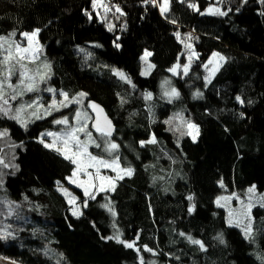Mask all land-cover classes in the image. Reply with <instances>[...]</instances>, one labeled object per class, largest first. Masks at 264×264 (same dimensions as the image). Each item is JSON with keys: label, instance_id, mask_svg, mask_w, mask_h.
Segmentation results:
<instances>
[{"label": "trees", "instance_id": "16d2710c", "mask_svg": "<svg viewBox=\"0 0 264 264\" xmlns=\"http://www.w3.org/2000/svg\"><path fill=\"white\" fill-rule=\"evenodd\" d=\"M107 4L111 11L94 8L93 0H0V35L16 32L19 40L20 33L40 29L57 96L87 93V111L89 102L99 103L116 126L114 158L133 170L114 191L86 197L66 179L75 166L40 143L41 133L59 130L53 121L72 117L75 105L27 128L0 115V130L9 133L0 139V156L19 166L0 165V198L19 205L13 216L0 208V228L10 225L15 237L0 239V257L18 264H141V258L144 264H262L264 207L254 210L251 243L228 225L216 198L253 185L264 191V0H170L164 14L144 0ZM215 5L227 15L205 11ZM185 43L196 57L187 73L173 77L179 96L168 100L160 82L186 62ZM146 51L150 66L141 60ZM214 52L224 62L210 77L205 65ZM188 122L198 126L196 140L183 126ZM60 187L79 194L81 215L72 214ZM117 233L135 247L107 239ZM221 234L223 243L216 239Z\"/></svg>", "mask_w": 264, "mask_h": 264}, {"label": "snow or ice", "instance_id": "6c2138e0", "mask_svg": "<svg viewBox=\"0 0 264 264\" xmlns=\"http://www.w3.org/2000/svg\"><path fill=\"white\" fill-rule=\"evenodd\" d=\"M144 3H152L153 5L159 4L161 14H164L169 10V4L170 0H144ZM97 5V0H93V7L95 8ZM188 6L190 8H193L196 11H200L197 4L189 3ZM105 11H111L112 8L110 6H104ZM116 11L120 12L121 15L124 13L120 9L119 6H115ZM207 13L212 15H218V16H225L227 15L226 11L221 10L219 7H209L205 10ZM230 11V9H229ZM239 11V9H237ZM204 13H201L203 15ZM89 18L91 19V15L89 14ZM175 23V21H172ZM113 25H108V30H113ZM40 29H35L31 33L29 32H23L20 33L21 36H23L27 40V45L23 46L20 42L16 41L14 37L17 35L16 32L9 33L7 35H0V115L6 116L9 119L17 121L21 126L27 128V125L31 118L35 119H42L43 117L39 114L40 110H44V116L51 115L52 111H58L60 108L67 107L69 104L75 102L77 104L81 103L82 98L87 96V93H78L76 97H69L68 93L59 91L58 95L61 96L63 99L57 100L55 97L57 95V90L53 88H47L46 91L53 93V98L51 102L45 107L43 104L39 102V98L36 100L31 101L27 104H19L14 110L10 104V101H16L18 97L22 98L26 93H32L37 92L38 85L40 82H43L47 79H49V75L47 71H40L39 69L35 74H29L30 70L28 69L27 65L24 63L25 61H35L38 59V54L40 52V47L38 45V42L36 41V37L39 33ZM179 37V34H177ZM118 39V38H117ZM116 47H120L119 44H116ZM186 47H191L190 45H186ZM83 51V49H81ZM151 53L145 52L144 56L141 57V60H144L147 56H150ZM196 55L194 52L192 55L189 56V60L191 61L192 56ZM218 53H213V57H217ZM221 60L224 59V57H220ZM211 59L209 63H211ZM189 65H184L185 72H187ZM207 67V65H205ZM44 69H49L50 65L45 64L43 66ZM218 70V69H217ZM114 73L120 77L123 80H126L127 83L131 84V80L126 76L125 73L122 71L113 69ZM169 71L175 72L176 66H174L172 69H169ZM142 75H146L147 73H141ZM17 76V82L15 84L12 83V77ZM39 77V79H37ZM134 87V85H133ZM166 95L178 97L179 92L176 89H172L170 93H166ZM196 95H201L200 93H197ZM151 93L145 94V99H150ZM237 100H240V97L236 98ZM124 101L122 100L121 103ZM243 102V101H241ZM88 107L91 108L93 111L97 112L95 123L93 124V127L96 129L97 132L101 134V136L104 138L103 142V150L108 153L114 152L116 149H118L119 145H117L114 142H111L107 138L111 136L112 127H111V121L107 119V116L103 117V125L100 122V114L103 113V109L100 108L99 105L95 104L94 102H89ZM28 110H31L28 112ZM15 112L14 115H11L12 112ZM243 115V114H241ZM28 117V118H25ZM84 119L85 123H81V119ZM87 113H81V111L77 110L75 113V121L77 126H72L69 123V118L67 116L62 117L61 119L54 120V124L59 125H67V127L62 130L61 132H46L41 133L40 137V143L44 145L45 148H49L57 152L58 154L62 155L64 159L68 160L71 164H73L75 167L73 169L72 175L66 179L69 180L70 183H77L79 187L84 189V195L86 197L95 198L92 196V193L89 191V188H95L97 187L96 184H94V180H99L100 183L98 185L100 191L108 190L105 186V182H107L108 186L111 190H115V184L113 177H107L102 176L100 174L101 168H111L113 171H115L119 165H118V157L116 159L111 160H105L101 156H93L88 151V144H94L95 147L101 148V144L96 143L94 139H92L91 132L86 131V121L89 119ZM169 121H165V123H168ZM188 128L193 129L197 131L198 133V126L192 123H188ZM85 133V135L88 137V141L84 142L81 141L79 138L78 133ZM188 135H192V132H188ZM9 136L8 130L3 129L0 130V139L6 138ZM50 136L53 137L52 143H46L44 140V137ZM193 139H195V136H193ZM155 138L153 137L148 143H155ZM145 141H141V144L143 145ZM57 144L62 145V147H58ZM14 147V145H12ZM0 165H3L4 167H12L18 170L19 166L16 164H7L4 161L3 156H0ZM93 168L95 169V175H93L92 172H89L88 169ZM124 175L130 176L132 174V169H123L122 170ZM83 173L88 177V180H78L79 175ZM76 177L77 179H73ZM117 179H123V175H120V173H117ZM3 178L2 173H0V188L3 187ZM59 185V181L57 182ZM66 195H70L66 189H63ZM248 198L249 203L244 206L243 211L241 212V215H243L245 218H247L248 223L244 228L245 236L249 239H251L252 235V223H251V216H250V209L253 206L252 201L255 199L257 203H260L262 207H264V194L256 195V187L255 185L251 186L248 190ZM25 199H27L25 197ZM75 197H72L69 201L70 203L75 202ZM189 200L192 199V197H188ZM224 199H230V197H225ZM87 206L85 202V207ZM19 205H17L14 201L7 200L6 198H0V208H7V216H13L15 215L14 210L18 208ZM104 207L108 208L110 212L115 215L114 210L109 205H104ZM193 211V208H189V212L191 213ZM72 214L74 216H79L82 213L76 209L73 208ZM229 224H232L231 220V213ZM17 219H22L18 215H16ZM237 226H239V222L237 223ZM10 225H6L3 228H0V239H8L9 237L15 238L13 236V233L11 231H8V228ZM181 235H184L181 233ZM188 240L195 245H199L201 250H205L204 244L200 240L193 239L191 236L187 237ZM107 239H115L118 243L123 244L127 248H134L135 242L134 241H124L120 239L119 233L115 236L107 237ZM216 239L220 240L221 243H223V236L218 235ZM147 247V246H145ZM148 251H152V249H147ZM262 264H264V257H260ZM141 264H144L143 259L141 258Z\"/></svg>", "mask_w": 264, "mask_h": 264}, {"label": "rangeland", "instance_id": "374dc122", "mask_svg": "<svg viewBox=\"0 0 264 264\" xmlns=\"http://www.w3.org/2000/svg\"><path fill=\"white\" fill-rule=\"evenodd\" d=\"M216 1H218V0H216ZM97 5L99 7L101 6L103 9H105L104 6H109L107 4V0H97ZM213 7H219V5H215ZM16 41L20 42L23 46H26L27 45V40L24 37L21 38V39H19V40H16ZM36 41L38 42V45H39V47L41 49V45H40L39 40H38V35L36 37ZM186 45H190L191 47H186ZM193 52L195 53V51L193 50L192 45L189 44V43H185V57H186V62L184 64H180V63L179 64H176L175 65L176 66V71L175 72H172V71H169L168 70V73L161 80L160 87H159V92H160V94L165 99L173 100V99H176L177 98V97H173V96L166 95V93H170L173 88L178 91V89L176 88L175 84L173 83V77L174 76H177L180 73L185 74V73H187L189 71V68H190V66L192 64V61L196 57V55H194V56H192L191 61L189 60V56L192 55ZM220 57H222V56L221 55H218L217 57L211 56L210 59H211L212 62L209 63V61H210V59H209V61L206 63V65H207L206 68H207V71H208L210 77H212L219 70V68L221 67L222 63L224 62V59L221 60ZM148 60H149V56H147L144 59V64L150 66ZM24 63L27 65L28 69L30 70V73L29 74H35L38 69L40 71H47L48 75H49V73L51 71L50 68L49 69H44L43 68V66L45 64H47V65H49V64L42 59V50H40V52L38 54V59L37 60L32 61V62L25 61ZM186 64L189 65V67L187 69V72H185V69H184V65H186ZM172 68H170V69H172ZM37 79H39V77H37ZM16 82H17V76H13L12 77V83L15 84ZM47 88H53L52 83H50L48 79L45 80V81H43V82H40L39 83V85H38V89L39 90L37 92L26 93L22 98L18 97V99L16 101H12V104H13L12 105V108H13V110L19 104H27V103H30L33 100H36L37 98H39V102L41 104H43L45 107H47V105L51 102V100L53 98V93H50V92L46 91ZM26 96L27 97L29 96V97L27 98ZM55 98L58 101L61 100V99H63V98H59L57 95H56ZM82 99L83 100H81V103H79V104H77L75 102L71 103V106L72 105H75V108L73 109V112H71L72 113V117L69 114L70 112H68V113L62 115L59 119H61L64 116H67L69 118V123L72 126H77L76 121L74 119L75 113L77 112V110L81 111V113H87L88 117H90V118L87 119V121H86V131L91 132L92 139H94L96 143L101 144V148H97V147H95L94 144L89 143L88 144V151L93 156H101L105 160L116 159L114 157H115V154L117 153L118 149H116L112 153H108V152H105L103 150L104 138L101 136V134L99 132L96 131L95 128L94 129L92 128V126H91V120H92L91 114L89 113V111H87V109L85 107V99L84 98H82ZM67 107H70V104ZM67 107L60 108L58 111H55L54 110V111H52V113L59 112V111H64ZM30 111L31 110H28V112H30ZM14 114H15V112L13 111L12 112V115H14ZM39 114L43 118L47 117V116H44V110L43 109L40 110V113ZM25 118H28V117H25ZM35 120H39V119L31 118L28 124L32 123ZM81 123H85L83 117L81 119ZM181 123L182 124H185L184 120L181 119ZM188 123H192V122H188ZM188 123H186V125H183V126H184V128H186L188 130V132H190V131L192 132V135H190V136H191L192 139H193V136H195V139H193V140H196L197 139V136H198V133H197V131L188 128ZM192 124H194V123H192ZM58 125L59 124H57V126ZM59 126H60L59 130H53V131H48V132H53V133L61 132L62 130H64L67 127V125H59ZM78 135H79V138H80L81 141H84V142H87L88 141V137L85 135V133L81 132V133H78ZM107 139L110 140L111 142L116 143L118 145V143L116 141H114L111 137H108ZM44 140H45L46 143H52L53 137L46 136V137H44ZM57 146L58 147H62V145H60V144H57ZM93 148H95L96 150L93 149ZM118 165H119V167L115 171H113L111 168H101L100 169V174L102 176L113 177L114 184H116V181L118 180L116 178L117 177V173L119 172L120 175H123V177L124 176H127V175H124V173H123L122 170L123 169H128V168H123L120 165L119 161H118ZM88 171L89 172H92L93 175H95V169L89 168ZM73 179H77V178L74 177ZM78 180H88V177L86 175H84L83 173H81L79 175V177H78ZM68 182H69V180H68ZM93 182H94V184L97 185V187H95V188H89V191L92 193V196H95L97 193L103 192V191H100L99 190V187H98V185L100 183L99 180H94ZM69 184L71 186H73V187H76L78 189H81L84 192V189L81 188V187H79L77 183H70L69 182ZM105 186H106L107 189H110V187L108 186L107 182H105ZM250 187L251 186L247 187L246 190L241 191V192L240 191L224 192V193L220 194L216 198V204L219 207H222L226 211V214H227L226 219H227L228 225L238 227L243 232L244 235H245L244 228L247 225L248 220L243 215H241V212L243 211L244 206L249 203V198H248V192H247V190ZM63 189H66L67 192L70 195H66L65 192L63 191ZM60 191L66 197L68 203H70L69 201L71 200L72 197H75L76 198L75 199V202L74 203H70L71 206H72V209L71 210H73V208H76V209H78L82 213V207L83 206L80 203H78L79 194L77 192H75L72 188H69V187H62V188L60 187ZM259 194H264V191H259L257 189V187H256V195L258 196ZM225 197H230V199H227L226 200V199H224ZM252 204H253V206L250 209V216H251V223H252V230L253 231H252V235H251V239H250L251 241L250 242L251 243H255V242H253V240L256 239L257 234H256V229H255L256 228L255 227V220L256 219H255V216H254V210H255V208L262 207V206L260 205V203H257L255 201V199H253ZM230 213L232 214L231 215L232 224H229V219H230V215L229 214ZM238 222H239V226H237V223ZM0 264H18V263L13 262L11 260H8L6 258L0 257Z\"/></svg>", "mask_w": 264, "mask_h": 264}, {"label": "water", "instance_id": "95a60500", "mask_svg": "<svg viewBox=\"0 0 264 264\" xmlns=\"http://www.w3.org/2000/svg\"><path fill=\"white\" fill-rule=\"evenodd\" d=\"M91 102H94L95 104L99 105L100 108L103 109V113L100 114V122L101 124L103 125L104 121H103V117L104 116H107V119L111 121V127H112V132H111V136L110 137H113L116 133V126L114 124V122L112 121V119L106 114L105 112V109L97 102L95 101H91ZM89 111H90V114L92 116V127H93V124L95 123V118H96V115H97V112L93 111L91 108H89ZM94 128V127H93Z\"/></svg>", "mask_w": 264, "mask_h": 264}, {"label": "built area", "instance_id": "2783aa9c", "mask_svg": "<svg viewBox=\"0 0 264 264\" xmlns=\"http://www.w3.org/2000/svg\"><path fill=\"white\" fill-rule=\"evenodd\" d=\"M109 5V4H108Z\"/></svg>", "mask_w": 264, "mask_h": 264}]
</instances>
